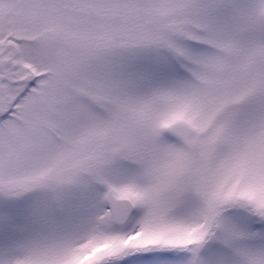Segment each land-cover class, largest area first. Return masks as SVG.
Returning <instances> with one entry per match:
<instances>
[{
  "label": "snow or ice",
  "instance_id": "obj_1",
  "mask_svg": "<svg viewBox=\"0 0 264 264\" xmlns=\"http://www.w3.org/2000/svg\"><path fill=\"white\" fill-rule=\"evenodd\" d=\"M0 264H264V0H0Z\"/></svg>",
  "mask_w": 264,
  "mask_h": 264
}]
</instances>
